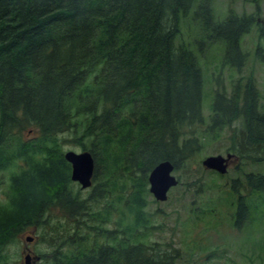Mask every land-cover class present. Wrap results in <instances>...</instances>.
<instances>
[{
  "label": "trees",
  "instance_id": "obj_1",
  "mask_svg": "<svg viewBox=\"0 0 264 264\" xmlns=\"http://www.w3.org/2000/svg\"><path fill=\"white\" fill-rule=\"evenodd\" d=\"M255 13L228 9L214 20L209 0H0V172H9L0 264L4 248L51 209L65 231L49 264H179V251L143 241L153 229L147 176L164 161L183 169L206 141L223 138L237 162L264 165V110L250 76L231 81L228 94L217 81L201 114L199 59L211 43L223 45L221 68L239 74L240 40L256 28L253 58L264 68ZM64 145L92 158L84 197ZM233 186L236 228L253 212L245 196L264 207V174L243 175L244 196Z\"/></svg>",
  "mask_w": 264,
  "mask_h": 264
},
{
  "label": "rangeland",
  "instance_id": "obj_2",
  "mask_svg": "<svg viewBox=\"0 0 264 264\" xmlns=\"http://www.w3.org/2000/svg\"><path fill=\"white\" fill-rule=\"evenodd\" d=\"M209 4L214 20L222 19L228 9L237 15L254 14L257 5V21L264 24V0H209ZM180 31L183 39H186L188 32L184 25L180 26ZM193 34L195 31L191 27L190 35ZM258 43L256 28H251L241 38L240 50L246 53L247 58L239 74L221 68L223 45L211 43L206 48L204 56L199 59L203 76L201 114L205 120L209 115V104L217 81L222 82L228 94L231 81L239 78L243 81L250 76L258 91V103L264 110V68L253 58V50ZM204 145L199 154L182 166L183 169L172 171L178 185L168 190L164 201H155L148 193L145 210L149 213L153 229L147 232V238L143 241L179 251V264H264V207L259 199L255 204L250 197L245 196V203L249 208L252 206L250 209L253 212L249 214V220L238 218L240 222L234 228L235 198L231 193L232 183L237 181L233 188L244 196L243 175L264 174V165L237 162L235 159L224 177L219 179L213 175L216 173L203 170L201 162L206 157L230 154L226 153L227 142L223 138L218 142L208 140ZM61 151L81 152L69 145L62 146ZM8 176L9 172H0V199ZM199 185L202 187L198 188ZM72 186L73 190H80L81 197L90 189H81L73 182ZM50 213V217L43 219L46 223L43 222L36 231L28 228L4 248L3 264H22L24 255L30 257L32 264H49L50 257H47L59 243L60 233L65 231V221L53 217L59 216V210L51 209ZM80 220L87 221L88 218ZM26 238L30 241L27 242ZM40 257L44 260H40Z\"/></svg>",
  "mask_w": 264,
  "mask_h": 264
},
{
  "label": "water",
  "instance_id": "obj_3",
  "mask_svg": "<svg viewBox=\"0 0 264 264\" xmlns=\"http://www.w3.org/2000/svg\"><path fill=\"white\" fill-rule=\"evenodd\" d=\"M62 157L70 167L69 180L77 183L81 189L89 188L93 172V161L89 153L66 151ZM231 159L235 160L234 156L230 154H226L224 157L220 155L210 156L201 162V166L204 170L223 175ZM172 171V165L168 161H164L158 163L148 173V192L155 201H164L168 190L176 186L177 181L172 176ZM26 241L29 242L30 239L26 238ZM22 264H32L28 255L23 256Z\"/></svg>",
  "mask_w": 264,
  "mask_h": 264
}]
</instances>
